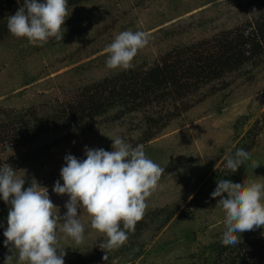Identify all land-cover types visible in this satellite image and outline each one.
<instances>
[{
	"label": "rangeland",
	"instance_id": "obj_1",
	"mask_svg": "<svg viewBox=\"0 0 264 264\" xmlns=\"http://www.w3.org/2000/svg\"><path fill=\"white\" fill-rule=\"evenodd\" d=\"M10 13L7 6L0 10L1 20L7 22ZM68 13L63 40L32 44L10 32L0 40V166L9 164L25 176V188L33 179L47 187L63 215L69 196L53 188L57 180L63 185L66 155L85 159L86 146L112 151L111 137L116 136L133 147L143 144L165 172L147 201L141 234L109 251L105 260L99 244L106 237L78 209L85 239L77 245L61 234L65 264L92 262L91 255L97 258L91 264H210L208 247L221 241L225 230L219 198H211L217 181H264V54L204 81L183 98L154 93L141 107L139 101L125 103L99 117L76 116L72 123L66 110L83 102L100 82L126 71L106 67L105 49L120 32L139 30L151 37L128 70L145 71L167 56L181 64L200 57L208 43L217 47L230 39L229 33L246 32L264 15V0H88L68 7ZM22 115L24 120L53 117L59 125L47 134H26L19 123ZM147 117L156 123H145ZM237 149L252 155L232 173L224 158ZM252 161L260 166L253 167ZM9 207L0 195V225H7ZM241 237L243 246L264 238V226ZM137 251L138 258L131 256ZM9 254L0 256V264Z\"/></svg>",
	"mask_w": 264,
	"mask_h": 264
},
{
	"label": "clouds",
	"instance_id": "obj_2",
	"mask_svg": "<svg viewBox=\"0 0 264 264\" xmlns=\"http://www.w3.org/2000/svg\"><path fill=\"white\" fill-rule=\"evenodd\" d=\"M68 17V0H23V6L7 17V27L13 36L43 45L50 38L63 40L62 28ZM150 39L145 31L120 32L105 49L106 67L132 68L134 58ZM111 140L112 151L86 146L85 159L65 156L60 171L63 185L57 180L53 188L56 194L69 196L63 215L58 214L47 187L33 179L25 188V176L9 164L0 166V195L10 205L3 233L10 254L4 264H14V258L15 264H65L67 253L61 245V234L77 245L85 239L78 209L91 217V228L106 237L99 244L106 253L105 260L109 251L126 243L128 233L135 231L146 214L147 201L160 187L165 168L146 155L143 144L133 147L119 136ZM251 155L237 149L225 156L224 167L235 173ZM252 164L260 166L255 161ZM211 198H219L217 205L225 212L224 246H236L242 242V233L264 226V181L219 179Z\"/></svg>",
	"mask_w": 264,
	"mask_h": 264
},
{
	"label": "trees",
	"instance_id": "obj_3",
	"mask_svg": "<svg viewBox=\"0 0 264 264\" xmlns=\"http://www.w3.org/2000/svg\"><path fill=\"white\" fill-rule=\"evenodd\" d=\"M85 1L88 0H68V7ZM6 6L11 9L8 16L14 15L19 7L23 6V0H19V3L18 0H0V10H3ZM2 20L0 18V40L9 33L7 22ZM243 33H229L230 39L221 42L217 47L208 43L205 45L200 57L185 59L181 64L178 61L169 62L171 59L167 56L145 71L141 70L134 73L133 70H126L112 79L100 82L84 94L83 102L76 103L74 107L72 105L68 107L66 111L69 117H72L68 123H72L76 116L81 120L102 116L113 110L115 106L124 107L123 104L125 103L139 101L138 106L141 107L144 105V99L147 100L154 93L157 95L161 93L162 95H159V97L164 95L185 97L191 90H196L204 81L217 80L225 74L237 70L251 59L264 54V15L248 25L246 32ZM18 117L20 125L25 129L30 127V124L32 125V129H24L26 134H31V132L47 134L59 125L53 122V117L49 116L38 120H35V118L24 120L23 115ZM145 123L153 124L156 121L151 117H147ZM17 133L20 132L17 131ZM150 139L151 136H146L147 141ZM166 219L168 221L170 217ZM141 222L143 221L136 224L134 232L128 233L130 241L137 239L141 234L143 229V223ZM7 226L0 225V256L9 251L4 246L6 237L3 234ZM231 247L230 245L224 246L221 241L210 244L208 247V254L212 255L210 264L264 263V238H259L253 242L250 240L245 246L242 243L238 244L235 252L231 251ZM242 249H244L243 252ZM123 252L131 253L128 248L127 251L125 248ZM140 255L141 251H137L131 256L138 258ZM89 260L96 261V255L95 257L89 256ZM76 261H74V264L78 263ZM92 262L80 261V264H91Z\"/></svg>",
	"mask_w": 264,
	"mask_h": 264
}]
</instances>
